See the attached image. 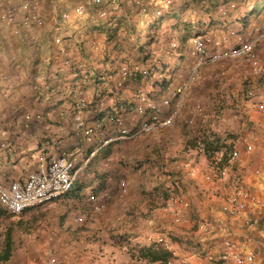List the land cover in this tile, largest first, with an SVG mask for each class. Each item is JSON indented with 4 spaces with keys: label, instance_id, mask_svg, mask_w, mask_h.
Instances as JSON below:
<instances>
[{
    "label": "crops",
    "instance_id": "crops-1",
    "mask_svg": "<svg viewBox=\"0 0 264 264\" xmlns=\"http://www.w3.org/2000/svg\"><path fill=\"white\" fill-rule=\"evenodd\" d=\"M37 1L43 17L42 25L21 27L19 32H15L12 25L0 21V181L8 183L12 180H24L36 169L41 159L66 151L75 158L77 180L85 181L88 177L92 179V184L84 192V195L89 194L93 188L98 187L101 172L117 166L99 157L100 153L89 156L90 151L110 134L108 118L114 114L121 115L128 125L138 119L134 112L136 83L129 78L128 89H123L120 93L113 92L109 89V84L114 80V75L100 73V76L96 77L93 73L94 70L97 73L98 68L104 69L128 60L126 49H119V20L126 13L123 10L117 11L110 21H68L63 23L61 29H57L55 25L58 15L53 1L61 0ZM185 1H188L186 14L178 16L177 12L176 19L171 24H177L181 20L188 22L185 30L198 32L211 40H220L223 46L233 45L240 38L254 37L259 40L256 51L261 64L264 65V30L260 21V14L264 13V8L261 7L263 3L257 4L255 10L248 11L250 2L245 4V0H182ZM69 6L65 3L59 10ZM243 15L244 18L240 19ZM171 19L164 18V21ZM151 20L153 21V18ZM56 33L64 37L66 46L78 50L83 67L62 65L61 55L52 42ZM94 41L100 43L98 50L89 47ZM232 61H220L203 69L205 79L193 85L187 103L183 105L180 115L171 127L135 139L136 148L133 151L123 150L122 147H129L127 145L133 141L127 139H115V144L107 150L117 146L121 148V156L127 158V162H132L131 158L141 156L147 144L151 147L166 145L169 147L167 157H192L203 167L207 158L202 151L201 141L215 139L219 143L233 142L235 146H239L242 156L244 142L239 139L240 136H231L229 130H243L244 122L240 121L243 115L246 116L243 119H252L256 123L259 121L262 124L263 119L257 110L248 109L249 105L243 108L241 87L237 78L240 71L229 65ZM170 62L173 67L188 70V64L176 57ZM226 82L232 84L228 85ZM165 87L155 85L148 89V92L154 91L152 95L160 99L166 95ZM80 97L87 100L85 107L77 105ZM128 103L133 104L127 106ZM195 105H199L200 110H194ZM78 119L95 127L91 141L84 140L81 134L77 133ZM193 138L196 149L190 148V139ZM261 161L263 159H258L259 166L264 163ZM132 169L129 163L122 171L118 169V172L124 173L127 178L124 180L126 191L123 195L119 193L120 187L116 182L110 185V174L106 177V185L99 186L97 193L89 195V198L93 199L92 202L87 195L80 200L71 199L67 201L68 204L56 202L32 208L22 216V228L39 230V225L42 226L47 219L53 220L49 227L51 232L45 241H49V244H46L49 248L56 250L55 264H160L159 261L131 257L124 245L110 238L112 233L119 231L126 234L132 243H151L154 241L149 232L151 229H147L148 232L143 229L142 215L145 213L141 214L140 211H148L151 214L156 208L161 212V217L156 219V226L159 225L157 230L171 238L177 255L174 260L178 262L182 257L188 256L193 262H203L202 254L194 256L192 250L218 239L208 235L200 236L192 216H202L204 213L210 218L221 216L215 208L218 205L216 195L221 194L219 187L204 190L199 183L197 185L201 176L194 178L191 182L195 188L188 192L193 199H198L191 207L195 213L188 218L187 211L183 209L181 221H176L167 212L168 198L153 192L150 194V204V200L143 199L147 198V194L139 187L140 182L133 181L132 178V174L136 179L141 177L140 172L136 170L132 173ZM251 178V181L255 179L254 176ZM250 183H255L256 190L264 198V173ZM96 198L103 203L100 208ZM154 198L160 201L156 203ZM0 211H3L1 206ZM77 215H83L86 220L83 224L84 230L74 231L76 226L82 225L76 220ZM2 217L0 214V222ZM217 225L221 228L222 222ZM227 225L239 235L240 232L246 231L238 220H229ZM94 233L98 234L101 240H95ZM260 233L253 232L250 237L243 233V238L251 244L257 241ZM40 234L24 232L22 235L23 251L29 254L23 259V264H32L34 260L43 261L47 258L46 247H43L45 241L42 242ZM14 257L16 260L12 252L8 260ZM15 263L19 264L20 260Z\"/></svg>",
    "mask_w": 264,
    "mask_h": 264
},
{
    "label": "built area",
    "instance_id": "built-area-1",
    "mask_svg": "<svg viewBox=\"0 0 264 264\" xmlns=\"http://www.w3.org/2000/svg\"><path fill=\"white\" fill-rule=\"evenodd\" d=\"M14 6L3 7L0 11V21L13 26L15 32L21 27L42 25L43 17L37 0H11ZM70 6L59 11L60 24L56 26L61 29L68 21H86L87 19L110 20L111 6H117L118 0H61ZM74 1V3H72ZM171 0H162L163 7H168ZM261 27L264 30V14L260 17ZM264 33V32H263ZM55 49L61 55V63L67 67H83L78 50H73L64 44V37L56 33L52 37ZM190 48L187 54L188 70L172 85L166 95L160 99H154L142 89L136 91V104L134 112L138 119L128 125L121 115L114 114L108 118V131L110 134L103 138L99 145L93 148L89 156H94L103 146L115 139L134 138L139 135L150 133L171 127L183 108L186 96L193 85L202 76L204 68L215 65L220 61H232L245 59L250 62L254 72L260 67V57L256 51L257 39L254 37L240 38L235 44L223 46L220 40H211L200 34L189 38ZM100 43H90V48L98 50ZM132 68L126 64L119 67V78L115 80L117 89L127 87V79ZM133 69H138L133 66ZM87 100L80 97L77 105L85 107ZM257 110L264 112V99L257 104ZM200 110L199 105L193 107ZM191 122V120H188ZM76 131L81 134L84 140L91 141L95 133L93 125H86L83 120L76 122ZM243 151L250 153L253 145L244 143ZM241 151L234 144L227 152L226 165H220L221 152H216L210 159H206L204 166H200L192 157L182 159L174 164L176 170L183 171L187 177L194 179L201 176L200 181L210 183L213 181L224 183L229 180L227 171L233 168L234 164L241 159ZM193 159V160H192ZM76 161L70 152L62 151L59 155L41 159L35 170L31 171L24 180H12L8 183L0 181V206L12 216H20L26 209L52 201L60 196L66 195L76 177ZM264 173L261 166L254 167L250 176L259 179ZM248 174L245 173L244 177ZM243 176L236 177L231 189L218 197V209L221 217L207 218L204 216H192L196 231L200 236H209L218 239L216 242L200 245L194 248V256L202 254L203 262H193L188 256L182 257L178 262L176 250L172 242L165 236H159L157 241L169 252L167 264H261L258 255L249 243L240 241L238 232L227 225L229 220H238L246 231L254 230L264 220V198L256 190L255 183L247 185ZM253 179L251 182H254ZM254 186L252 188V186ZM120 194L126 191L124 180L119 182ZM179 187V185H178ZM191 204L183 195L174 194L166 202L167 212L176 221H181L185 209L188 218L195 213ZM99 208V206H98ZM196 215V214H195ZM81 219L80 217L78 218ZM222 222V227L217 225ZM217 225V226H216ZM220 230L222 232L220 233ZM220 233V234H219ZM264 237V231L262 232ZM176 263H175V262ZM56 255L51 253L43 261L34 260L32 264H55Z\"/></svg>",
    "mask_w": 264,
    "mask_h": 264
},
{
    "label": "rangeland",
    "instance_id": "rangeland-1",
    "mask_svg": "<svg viewBox=\"0 0 264 264\" xmlns=\"http://www.w3.org/2000/svg\"><path fill=\"white\" fill-rule=\"evenodd\" d=\"M74 1H72V3ZM248 1H252V0H245V2H248ZM65 3H67V2L53 1V4L55 6V12L57 15H59V11H60L59 8L61 9V7L65 5ZM187 5H188V2H182V0H171V4L168 7H165V6L163 7L162 0H141V4H138V6L141 8V10L139 9L141 12L151 13V12H154L155 10H157L158 8L168 9L170 11H172V9L173 10L176 9V11H178V16L186 14L185 8H187ZM7 6H14V4L12 1L10 2V0L9 1L0 0V8L7 7ZM124 7L125 8H123V10L125 11L126 14L124 15V17L122 19L119 20V23H121V25H120L121 28H119V31H120L119 36L122 38V44H126V42H128V44H132L135 41V34H131V32H130L131 28L130 27L133 26L138 19H141V17H144V16L143 15H137L136 13H133L134 11H138V8H134L133 11H130V13H128L126 11L128 8V5L126 4V6H124ZM143 7L145 8L144 10H143ZM192 8L193 7H191V9ZM198 11H199V9H198ZM56 19H57V23L55 25V28L58 24H60L59 22H62V21H60L61 19L59 16H56ZM171 23H172V20L162 22L161 29H163V32H162V34H158L159 37L162 38V40H161L162 44L168 43L171 40L172 36L175 37L172 33V29L170 28ZM140 25L141 24H139L138 27H140ZM138 33L143 34V31H139ZM147 35L148 34H146V36L142 35L143 39H145V37H147ZM155 37H156V35H155ZM158 40L159 39L155 40L154 43H152L150 46H148L147 51H154L152 53L155 56H158V58L160 57L161 58L160 60L163 61L165 65H169L168 63H170V65H172L170 61L173 57L177 58V56H176L177 54L171 53V52L165 53L163 49L162 50L159 49V46L161 44H159ZM258 41L259 40H257V44H258ZM257 44H256V46H257ZM155 58H157V57H155ZM177 59H179V58H177ZM229 65L232 66L233 69L234 68L239 69V71H240V73L237 74V78L239 81V87H241L240 92L242 93V99H243L242 106H243V108L249 105L248 109H253L256 111L258 109L257 104L262 99H264V65H262L260 62V67H259V70L257 72L253 71L250 62L245 60V59L234 60V61L230 62ZM117 68H118V66L117 67L116 66H108L107 68H104V69L98 68V72H97L96 76L97 77L100 76V72H101V74H104V75L113 74L116 72ZM204 72L202 73V76L200 77V79L197 82H199L202 79H205L204 78L205 77ZM168 73H169V70L167 72L155 73L154 76H152L151 74H148L147 76L151 77L148 79L144 76L141 77L139 79L137 88H135V90L133 89L134 92L140 88L145 93H151L152 94V91L148 92V89L151 88V81H153V79H161L162 77H165V75H167ZM171 74H172V72H171ZM113 79H114L113 81L115 83L116 78H113ZM127 84H128L127 87L123 88L124 90L128 89V86L130 84L129 77L127 79ZM226 84L229 85L232 83L226 82ZM253 84H255V86ZM231 87H233V86H231ZM134 95H135V93H134ZM187 98H188V95L186 96L184 104L187 103ZM246 103H248V104H246ZM256 112H258L259 115L262 114V116H261V118L263 119V120H261L262 124L259 123V121H258V123H256L252 119H250V120L248 118L243 119V117H246L245 115H243V117H240V121L244 122L243 130H241V131L233 130V129L229 130L230 131L229 134L231 136H234V137L240 136L239 139L242 142L251 143L253 145V150L250 153L244 152V154L241 156V159L238 160L234 164L233 168H231L227 171V173H229V180L228 181H226L224 183H220V182H216V181H213L210 183H206V182L204 183V182L199 180L197 182V185L199 183V185L202 189L208 190L211 187H217L218 186L219 187L218 189L221 190V194H223L224 192L231 189L232 184L234 183L233 181L236 177H240V176L244 177L245 173H247L248 175L244 177V180H245V183L247 185H249L248 183H249V181L251 182V179H252L250 176V172L252 171V169L254 167H257L260 165V162H258V159L261 158L264 161V112L259 111V110H257ZM258 114H257V116H258ZM134 143L135 142L133 140L129 145H127L129 147H125V148L122 147L123 150L133 151L136 148ZM113 144H115L114 141L108 143L107 146L109 145L108 147H110ZM120 150H121V148L115 146L113 149H109L108 152L106 153L107 157L105 158V161L107 163L109 162L110 164H113V163L117 164V166L115 165V167H112L111 169L106 170V172L105 171L101 172V173H106V175L108 174V176L110 174H112L111 180H110L111 181L110 185L114 182H116L117 185H119V182L121 180H127V178H125L124 173L120 172L123 169H125V167L127 165V162H120V159H122V156H121L122 154H120L121 153ZM100 151L101 150H98L95 155L100 153ZM131 153L134 154V152H131ZM152 156H153L152 147L150 144H147L145 150L142 151L141 156H139V157H141V159H139L141 161L137 162L138 167H139L140 163L143 165H147L146 166L147 168L145 170V174H146V176H148L147 178L149 180L148 181L149 185L150 184L154 185L155 183H158V185H160L161 189H164V190L166 189L167 195L165 198H170L174 194H180V195H183L185 198H187V200L189 201V203L191 205H194V201L198 200V199L197 198L193 199L191 197L192 196L191 193L188 192L191 189L195 188L194 183L191 182L194 179H191V178L187 177L186 174H184V176L179 175V178L182 182H181V184H179L178 188L176 186L173 188L170 186V184L169 185L165 184L166 182H168L167 180L169 179L167 177L168 174H167V171L165 170V168L167 167L169 169V165H171V163L167 162L166 160H163V162H160L159 164L152 163L151 164L152 166H148V162L152 161ZM126 160H127V158H125V161ZM263 161H261V163ZM134 164L135 163L132 162V165H133L132 166L133 167L132 173H135V171L137 170V167L134 166ZM261 165H262L261 167L263 168L264 163H262ZM118 169L120 170L119 172H118ZM126 169H129V168H126ZM118 173H119V176H118ZM142 175L143 174L140 173L139 176H141V177L136 179V178H134L135 176L132 174L133 181L137 180L138 182H140L139 183L140 186L142 185V182L140 181V180H142V177H143ZM89 179H91V178L88 177L87 181H89ZM253 187L254 186H252V188ZM206 195H205V197H206ZM155 198H154V200H155ZM89 199H90L89 201H91V202L93 201L92 198H89ZM100 199H101V197H100ZM87 200H88V198H87ZM95 201H97L96 202V203H98L97 206H99V208H100V206L103 204L101 202V200L98 201L96 198ZM155 201L157 203L158 200L156 199ZM58 202L68 204V202L64 201V200H60ZM157 206H158V204L156 205V207ZM215 208H216V211L218 212L219 211L218 207L215 206ZM144 213H145V215H142L143 216L142 218L144 219L143 220V229H146V231H147V229H149V230L151 229V231L153 230L152 232L151 231H149V232L151 235H153L152 238H155L157 232L161 231V230H157V228H155L156 227V219H159L161 217V214H160L161 212H158V210L155 208L154 211L151 212V214H149L148 211H145ZM2 215H3V217H2V220L0 222V249L3 246L6 237L9 235L10 239H11V244H12V252H13L14 256H16V260H14L15 259V257H14L13 259H10V260L0 261V264H16L15 262L18 260H20L19 264H23L22 263L23 259H25L26 257L29 256V254L26 253L25 251H23V248H22V244H23L22 243V239H23L22 235L24 234V232L41 233L40 237H41L42 242H44L45 240L47 241V235L51 232V231L49 232V227L52 225L53 220L47 219L43 223L42 226L39 225V228H40L39 230H37V228H33V230H27V227L22 228V226H21L22 216L17 217V216H12V215H9L6 213H2ZM202 216L210 218L209 215H207V213H204ZM217 217L223 218L222 216H216L213 218H217ZM263 231H264V220L254 230H251V232L242 231V232H240V235L238 236L240 241L248 242V240L243 238V236H244L243 233H245V235L250 237L249 235H252L253 232H261L259 234L260 235L259 238L256 239L257 241L250 244L254 247L261 264H264V237L262 236ZM221 232H222V230H220V233ZM46 241L43 244V247H46L45 252H47V254L52 253V252L55 253L56 250L49 248L46 245V244H49V241L47 243H46ZM27 264H28V262H27Z\"/></svg>",
    "mask_w": 264,
    "mask_h": 264
},
{
    "label": "trees",
    "instance_id": "trees-1",
    "mask_svg": "<svg viewBox=\"0 0 264 264\" xmlns=\"http://www.w3.org/2000/svg\"><path fill=\"white\" fill-rule=\"evenodd\" d=\"M243 2V0H238ZM188 2V1H185ZM250 2L248 6L249 10L248 11H252L253 9L255 10L256 5L263 3L261 7L264 8V0H254V1H248ZM248 2H246L245 4H247ZM126 4L128 5L127 8V12L130 13V11H133L134 8H138V11H134L133 13H136L137 15H143L144 17H141V19H138L136 21V23L131 26V34H135V41L132 44H128V42H126V44H122V38L119 36V40H120V50L122 49H126V57H128V60L126 61H121V63H117L115 66L117 68L116 72L110 75H114V78H119L120 74H119V67L121 64H126L127 66H129L131 69L130 74H129V78H131V80L133 82L136 83V85H138L139 79L141 77H146L151 78L149 76H147L148 74H151L152 76H154L155 73H161V72H167L169 70V73L167 75H165V77H162L161 79H153V81H151V87H154L155 85L157 86H166L165 87V94L168 92V90L172 87V85H174V83H176L177 81H179V79L187 72L184 71V69L181 67L179 68L177 67H173L172 65H170V63H168L169 65H165L163 61H161L160 57L158 58V56H155L152 52L154 51H147V47L150 46L152 43H154L155 40L159 39L158 42L159 44H161L159 46V49H163L165 53H175L177 54V58H179L178 60H180L181 62H184L185 64H188V59H187V54L190 48V44H189V38L195 34H199L198 32H192V31H187L186 26L189 25L188 22L185 21H180L179 23H175L174 25L171 24L172 30H173V35L175 37L172 36L171 40L168 43L162 44L161 40L162 38L159 37L158 34H162L163 29H161L162 27V22L164 21V18H172V23L173 21H175L176 16H177V12L176 9L172 11L168 10V9H162V8H158L157 10H155L154 12L151 13H147V12H141V8L138 6V4H141V0H118V4L117 6H111L109 8V10H111L112 14L110 16V20L113 19V16L115 15V13L117 11H121L123 10V8H125L124 6H126ZM260 7V8H261ZM259 8V7H258ZM140 9V10H139ZM145 8L143 7V10ZM124 11V10H123ZM264 14V13H262ZM260 14V17L261 15ZM246 15V14H245ZM241 16L240 19H243L244 16ZM151 18H153V21L151 20ZM178 18V17H177ZM93 20V19H92ZM96 20H100V19H96ZM109 20V21H110ZM94 21V20H93ZM140 25V27H138V25ZM174 28V29H173ZM139 31H143V34H139ZM182 31V32H181ZM145 39H143V36H146ZM143 35V36H142ZM156 35V37H155ZM90 47V46H89ZM157 57V58H155ZM239 60V59H238ZM133 66H136L138 69H133ZM161 66V67H160ZM189 66V64H188ZM167 67V69H166ZM98 72V69H97ZM172 72V74H171ZM94 76H96V70H94ZM101 73V72H100ZM99 74V73H98ZM116 76V77H115ZM97 77V76H96ZM110 88L111 91L115 92L118 91V93L121 92L120 89H117L115 86V83L113 80L110 81ZM190 92V91H189ZM152 93H154V91H152ZM136 94V92H135ZM150 97L154 98V99H158L156 97H154L151 93H148ZM151 94V95H150ZM189 94V93H188ZM136 98V96H135ZM160 98V97H159ZM133 103H128L127 106L132 105ZM168 128V127H167ZM165 129V128H164ZM161 130H157V131H153L150 133H145L142 135H139L137 137L134 138H128L127 140H135L141 137H144L145 135H149V134H153L154 132H159L162 131ZM194 138L190 139V142H192L190 144V148L192 149H196L195 142H194ZM202 144V151L204 153V155L206 156L207 159H210L216 152H221V157L219 158L220 161V165L225 166L226 165V156H227V152L230 150V148L233 145V142H229V143H219L218 141H216L215 139L209 140V141H201ZM195 145V146H194ZM109 146V145H108ZM108 146H105V148H103L100 151V154H98L99 157H101L102 159L105 160L106 153L108 152ZM105 149V150H104ZM104 150V151H103ZM107 150V152H105ZM169 151V147L167 148L166 145H161V146H153L152 147V161L148 162V166H152V163H157L159 164L160 162H163V160H166L165 157H167V153ZM168 160L167 162H170L171 165H169V169L166 167L165 170L167 171V177L169 178L167 181L168 182H164L165 184L169 185L171 187H177L178 185L181 184V180L179 178V175L184 176V172L183 171H179L176 170L174 167V164L178 163L179 161H181L182 159L178 158V157H167ZM141 159V157H132L131 161L134 162V166L137 167V170L140 171L142 175V180H140L142 182V185L140 186L142 188V190L144 191V193L147 194V198L144 197L143 199L148 201L150 200V198H152V194L153 192H157L161 197H166V189H161L160 185H158V183H155L154 185H149L148 183V176H146L145 174V170H146V166L147 165H143V164H139L138 167V163L139 160ZM120 162H127V160L125 161V158L122 156V159H120ZM132 162H127V164L129 163V166ZM150 163V164H149ZM77 167V164H76ZM101 177L100 180L98 181V187H95L92 189V192H90L89 194H85L84 192L86 191V189L88 188V186L91 183V180L89 179V181L87 180H77V178L75 177L73 184L69 190V192L66 195L60 196L59 198H56L52 201L40 204L38 206L35 207H39L41 205L44 204H48V203H56L60 200H64V201H69L71 199L74 200H80L83 196L86 198L88 195L91 194H95L98 191L99 186L104 187L106 185V177L108 176V174L106 175V173H101L100 174ZM158 190V191H157ZM151 203V200L149 201L148 204ZM35 207H31L26 209L20 216L21 217L25 214L26 211L35 208ZM141 214H144V212L140 211ZM2 213H7L4 209L3 211H0V214ZM10 215V214H9ZM81 218L80 220L78 218ZM76 220L78 221L79 226H76V228L74 229V231H81L84 230L85 228V218L83 217V215H77L76 216ZM159 225H157L155 228H158ZM153 231V230H152ZM151 231V232H152ZM94 233L93 234V238L101 240V237ZM159 236H165L166 235L162 234L161 231L157 232L156 237L153 238L154 241H152L149 244H137V243H132L129 238L126 236V234L122 233V232H115L112 233L110 235V238L114 240V242L120 243L121 245L125 246L126 251L129 253V255L131 257L137 256V257H141L143 259H146L148 261H159L160 264H167V260L169 259V252L166 251L161 244L157 241ZM171 242V238L167 237ZM193 247V245H192ZM12 253V244H11V239L10 236L8 235L4 241V244L2 246V248L0 249V261H5L8 260V258L10 257ZM54 253V252H52ZM51 254L48 253L47 256ZM56 255V251L54 253Z\"/></svg>",
    "mask_w": 264,
    "mask_h": 264
}]
</instances>
